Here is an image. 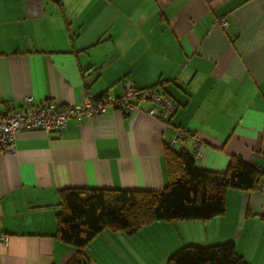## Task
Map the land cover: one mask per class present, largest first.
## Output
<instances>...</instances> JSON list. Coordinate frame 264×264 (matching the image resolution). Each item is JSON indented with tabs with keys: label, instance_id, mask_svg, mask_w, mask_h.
<instances>
[{
	"label": "crops",
	"instance_id": "0c3cea01",
	"mask_svg": "<svg viewBox=\"0 0 264 264\" xmlns=\"http://www.w3.org/2000/svg\"><path fill=\"white\" fill-rule=\"evenodd\" d=\"M125 82L168 93L169 124L140 103L70 119L49 138L19 132L15 151L0 153V264L74 255L57 237L63 189H163L161 135L176 127L190 132L184 150L197 151L198 169L223 172L237 155L264 171V0H0L1 100L76 105L86 94L120 97ZM146 227L150 257L139 262L137 249L113 242L122 233L105 230L84 249L86 264H167L181 247L229 241L246 264H264V188L228 189L224 214L208 221ZM105 234L112 241L100 245Z\"/></svg>",
	"mask_w": 264,
	"mask_h": 264
},
{
	"label": "trees",
	"instance_id": "16d2710c",
	"mask_svg": "<svg viewBox=\"0 0 264 264\" xmlns=\"http://www.w3.org/2000/svg\"><path fill=\"white\" fill-rule=\"evenodd\" d=\"M164 149L168 182L159 191L97 188L60 191L57 237L75 250L65 264H86L84 249L105 230L132 235L160 221H208L224 214L228 189L251 192L264 188V171L237 155L229 157L223 172H215L198 169L191 152ZM167 264L246 263L229 241L181 247L169 256Z\"/></svg>",
	"mask_w": 264,
	"mask_h": 264
},
{
	"label": "built area",
	"instance_id": "2783aa9c",
	"mask_svg": "<svg viewBox=\"0 0 264 264\" xmlns=\"http://www.w3.org/2000/svg\"><path fill=\"white\" fill-rule=\"evenodd\" d=\"M219 25L225 28L228 21L221 20ZM123 94L120 97L106 95L94 98L90 94L82 97L80 104L61 105L54 101L35 104L31 96L25 97L22 105H13L0 98V153L15 151L16 135L19 132L40 130L47 137L61 132L70 119L85 120L100 117L112 109H119L124 113L137 111L138 104L150 103L147 115L164 125L169 124L177 109L174 100L165 92L150 88H138L125 82ZM190 132L183 127H176L171 135L162 133L164 147L171 150H183ZM197 157L196 150L192 153ZM0 241H6V236L0 234Z\"/></svg>",
	"mask_w": 264,
	"mask_h": 264
},
{
	"label": "rangeland",
	"instance_id": "374dc122",
	"mask_svg": "<svg viewBox=\"0 0 264 264\" xmlns=\"http://www.w3.org/2000/svg\"><path fill=\"white\" fill-rule=\"evenodd\" d=\"M139 231V233H137ZM136 233L132 234V235H125V234H116V239H113V242L116 243L118 246L120 245H123L126 249V251H129L130 253L132 252V250L130 249L131 247H134L135 249H137L139 251V254H134V256L136 257H150L151 253L148 252L147 248L148 247H151L149 244L150 243H147V238L149 237L148 236V233H149V228L148 227H145L143 228L142 230H138ZM142 231V232H141ZM147 232V234H146ZM106 233H110L108 230H106ZM108 234H105L104 236H102V238H98V240L96 241H100V245H102V242H104V238L106 240H111L109 237H107ZM127 237L126 240H123V238ZM150 238V237H149ZM103 239V240H102ZM152 240H154V238H150ZM112 241V240H111ZM128 242H131L130 244H128ZM97 245H93V250H95V247ZM116 246L115 244H113L112 247ZM108 253H114L115 254V251L114 252H108ZM149 253L150 256H148L147 254ZM157 254V253H156ZM118 256L119 258L121 259H125L126 260V257L127 255L126 254H120L118 252V254L116 255ZM105 258H101V262H104ZM138 261L140 262V258L138 259Z\"/></svg>",
	"mask_w": 264,
	"mask_h": 264
}]
</instances>
